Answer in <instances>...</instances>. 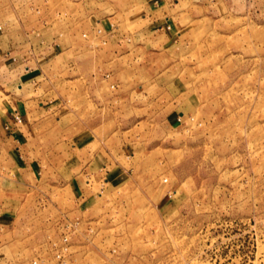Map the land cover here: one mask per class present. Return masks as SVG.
<instances>
[{"label": "rangeland", "instance_id": "rangeland-1", "mask_svg": "<svg viewBox=\"0 0 264 264\" xmlns=\"http://www.w3.org/2000/svg\"><path fill=\"white\" fill-rule=\"evenodd\" d=\"M0 25V264L66 220L65 264H264V0H0Z\"/></svg>", "mask_w": 264, "mask_h": 264}, {"label": "built area", "instance_id": "built-area-1", "mask_svg": "<svg viewBox=\"0 0 264 264\" xmlns=\"http://www.w3.org/2000/svg\"><path fill=\"white\" fill-rule=\"evenodd\" d=\"M20 117L18 115L15 116V121L20 122ZM74 224L76 222L67 221L62 225L63 228H65L67 231L61 234L58 238H50L46 242L38 244L39 247H41L34 253V256L31 258V260L27 263L24 261H15L7 262L5 264H50V262H58V264H65L68 261H70L69 257H71L70 248L74 244L72 242H69L70 239V230L74 227ZM1 229V227H0ZM114 251V249H113Z\"/></svg>", "mask_w": 264, "mask_h": 264}, {"label": "crops", "instance_id": "crops-1", "mask_svg": "<svg viewBox=\"0 0 264 264\" xmlns=\"http://www.w3.org/2000/svg\"><path fill=\"white\" fill-rule=\"evenodd\" d=\"M96 20V19H95ZM4 26H2V25H0V30H3V29H5V27L3 28ZM5 31V30H4ZM2 32V31H0V37L1 36H3V35H5V32ZM16 32H18L17 34H19V35H17V36H19L20 37V42H18L16 45H15V47H13L14 49H16V51L17 52H19V56H20V61H22V64H21V68H23L24 69V66H25V71L27 72V70H31L32 72L36 69V68H31V67H29V65L27 66V64L26 63H29L30 62V60H33V59H36V58H34V57H31V59H28L29 57V55H27L26 56V54H27V46H25V41H26V38H24V33H23V30L21 29V31H16ZM6 35H8V36H10L11 35V32H9V31H7V33H6ZM71 37V36H70ZM72 37H75V36H73L72 35ZM25 39V40H24ZM91 46V44H86V47L88 48V47H90ZM96 47V46H95ZM12 48V49H13ZM50 48H52V51H51V53H53L55 56L56 55H58V54H61V53H69V54H73L74 56L76 55V54H78V52H79V50L78 49H81V48H83V47H81L80 45L78 46V44H75V45H73L72 43L71 44H65L64 45V47H63V49H62V51L61 50H58V46L55 44V45H53L52 47H50ZM1 49V48H0ZM54 49H56V50H54ZM2 50V49H1ZM98 50V49H97ZM9 50H6V52H8ZM5 52V53H6ZM49 52H50V50H49ZM49 52H47V50H45V51H43V52H41L43 55H48L49 54ZM61 52V53H60ZM34 53V55H35V53H36V55H37V51H34L33 52ZM83 54V53H82ZM23 56L25 57H27V58H23ZM27 61V62H25L24 63V61L25 60ZM26 67H28V69H26ZM25 72H22L20 75L22 76V77H24L25 76V74H24ZM5 75H8V74H6L5 73ZM4 75V76H5ZM29 75V74H28ZM1 76H3V75H1ZM18 86H21L20 84H17ZM19 113H22V115H23V111H20ZM21 115V114H20ZM22 117V116H21ZM14 127V123L13 124H11V127L9 128V124H6V129H8V131H10V133H12V132H14V130H15V128H13ZM2 223H0V226H2V227H4V225L2 224ZM2 229V228H1ZM81 261H82V263L84 262V263H86V261L84 260V258L83 257H81Z\"/></svg>", "mask_w": 264, "mask_h": 264}]
</instances>
